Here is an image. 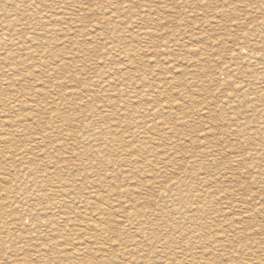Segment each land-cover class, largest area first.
<instances>
[{
    "label": "rangeland",
    "instance_id": "obj_1",
    "mask_svg": "<svg viewBox=\"0 0 264 264\" xmlns=\"http://www.w3.org/2000/svg\"><path fill=\"white\" fill-rule=\"evenodd\" d=\"M33 1L0 0V176L5 177L0 181V208L4 207L0 209V264L1 258L9 255L13 261L18 259V253H24L23 264H31L32 253L44 242L43 233L29 227L30 219L21 230L15 225L10 235L12 245L7 250L2 231L20 215L17 203L25 205L34 194L45 190L42 187L47 181L53 191H58L57 187L60 191L71 188L74 194L82 195L93 191L121 207L134 193L131 198L137 202L147 200L138 206H127L133 208H126L130 218L127 223L116 219V233L112 230L111 236L120 234L119 249L98 254L103 257L102 264H264V103L255 100L245 105L240 100L243 93L251 100L264 97V0H37L41 3L37 9L32 5V9ZM88 25H96L92 27L95 32ZM81 29L87 33L77 32ZM9 69H15V73ZM65 116L70 117L71 124L62 120ZM12 125L14 128H10ZM90 128L98 134L90 139L91 143ZM28 136L30 141L25 140ZM89 145L97 147L91 149ZM55 147L58 150H53ZM99 148L100 156L95 150ZM73 173L80 177H73ZM89 217L87 214L79 222L91 220ZM18 234L23 238L18 239ZM77 236L80 242L89 239L85 233ZM137 237L141 240L137 241ZM19 241L23 244L19 245ZM60 244L50 257L44 258L45 263L79 264L61 255L69 242ZM162 244L167 247L164 249ZM16 245L23 249L16 252ZM92 247L88 246L84 263L90 260Z\"/></svg>",
    "mask_w": 264,
    "mask_h": 264
},
{
    "label": "bare ground",
    "instance_id": "obj_2",
    "mask_svg": "<svg viewBox=\"0 0 264 264\" xmlns=\"http://www.w3.org/2000/svg\"><path fill=\"white\" fill-rule=\"evenodd\" d=\"M13 1V0H12ZM15 1V0H14ZM49 1V0H48ZM47 1V2H48ZM51 1V0H50ZM64 1V0H63ZM135 1V0H134ZM28 2V1H27ZM38 1L37 0H35V1H33V2H31L32 4H31V7H32V5H33V7L34 8H36L37 9V5H39L41 2L39 1L38 3H37ZM54 2V1H53ZM23 3V2H22ZM25 3V2H24ZM23 3V4H24ZM29 3V2H28ZM27 3V4H28ZM46 3V2H45ZM8 4V3H7ZM13 4V3H12ZM44 4V3H43ZM48 4H52V3H48ZM55 4V3H54ZM6 5V4H5ZM63 5V4H62ZM19 6H21V4L19 5ZM54 6V5H53ZM52 6V7H53ZM67 6V5H66ZM75 6V5H74ZM6 7H7V5H6ZM29 7V6H28ZM33 7H32V9H33ZM48 7V6H47ZM54 7H56V6H54ZM76 7V6H75ZM78 7V6H77ZM18 8V7H17ZM70 8V7H69ZM27 9H30V7L29 8H27ZM80 9V11H81V7L79 8ZM66 9H64L63 11H65ZM75 10V9H74ZM83 10V9H82ZM18 11V10H17ZM21 11H23V10H21ZM34 11V10H33ZM37 11H39V10H37ZM72 11V10H71ZM76 11V10H75ZM2 12H3V10H2ZM20 12V11H19ZM24 12V11H23ZM47 12V11H46ZM66 12H68L67 10H66ZM26 13H28V11H26ZM37 13V12H36ZM65 13V12H64ZM76 13V12H75ZM74 13V14H75ZM7 14H10V13H7ZM18 14V13H17ZM22 14V13H21ZM34 14V13H33ZM72 14V13H71ZM77 14V13H76ZM11 15V14H10ZM24 15H26V14H24ZM32 15V14H31ZM52 15V14H51ZM55 15V14H54ZM59 15V14H58ZM68 15V14H67ZM70 15V14H69ZM73 15V14H72ZM4 16H5V14H4ZM63 16V15H62ZM71 16V15H70ZM69 16V17H70ZM111 16V15H110ZM109 16V17H110ZM28 17V16H27ZM29 17H30V15H29ZM68 17V16H67ZM114 17V16H113ZM7 18V17H6ZM16 18V17H15ZM74 18V17H73ZM5 19V18H4ZM24 19V18H23ZM44 19H45V17H44ZM7 20V19H6ZM47 20V19H46ZM49 20V19H48ZM68 20V19H67ZM27 21H28V19H27ZM39 21H41V19H39ZM50 21H52V20H50ZM49 21V22H50ZM73 21V20H72ZM24 22V21H23ZM67 22V21H66ZM66 22H64V24L66 23ZM14 23V22H13ZM47 23V22H46ZM45 23V24H46ZM56 23V22H55ZM54 23V24H55ZM63 23V22H62ZM23 24V23H22ZM37 24V23H36ZM38 24H39V22H38ZM52 24V23H51ZM73 24V23H72ZM19 25H20V23H19ZM34 25V24H33ZM32 25V26H33ZM49 25V23L47 24V27H50V26H48ZM53 25V24H52ZM70 25V24H69ZM117 25V24H116ZM27 26H29V25H27ZM41 26V25H40ZM46 26V25H45ZM18 27V26H17ZM58 27V26H57ZM81 27V26H80ZM87 27H89V29H90V31H91V29H92V27H96V25H88ZM24 28V27H23ZM22 28V29H23ZM4 29H6L5 28V26H4ZM3 29V30H4ZM29 29H30V27H29ZM28 29V30H29ZM57 29H60L59 27L57 28ZM67 29V28H66ZM71 29V28H70ZM80 29V28H79ZM84 29H86V28H84ZM112 29H114L115 30V28H112ZM25 30V29H24ZM42 30V29H41ZM52 30H53V28H52ZM60 30H62V29H60ZM94 29H92V31H93ZM98 30V29H97ZM96 30V31H97ZM8 31V30H7ZM10 31V30H9ZM8 31V32H9ZM18 31H20V34H21V29L20 30H18ZM17 31V32H18ZM26 31V30H25ZM48 31V30H47ZM55 31L57 32V30L55 29ZM86 32L85 30H83V29H81V30H77V32H79V33H81V32ZM87 31H89V30H87ZM90 31H89V33H90ZM118 31V30H117ZM39 32V31H38ZM42 32V31H41ZM49 32V31H48ZM51 32V31H50ZM49 32V33H50ZM93 32H95V31H93ZM112 32V31H111ZM13 33H14V31H13ZM34 33H36L35 31H34ZM47 33V32H46ZM45 33V34H46ZM52 33V32H51ZM58 33V32H57ZM67 33V32H66ZM87 33V32H86ZM88 33V34H89ZM92 33V32H91ZM43 34V33H42ZM48 34V33H47ZM58 34H60V33H58ZM70 34V33H69ZM82 34V33H81ZM87 34V35H88ZM111 34V33H110ZM16 35V34H15ZM17 35H19L18 33H17ZM31 35V34H30ZM34 35V34H33ZM40 35V34H39ZM57 35V34H56ZM66 35V34H65ZM80 35V34H79ZM83 35H84V33H83ZM86 35V34H85ZM109 35V34H108ZM6 36V35H5ZM32 36V35H31ZM41 36V35H40ZM43 36V35H42ZM47 36H49V35H47ZM89 36V35H88ZM91 36V35H90ZM13 37V36H12ZM30 37V36H29ZM33 37H35V36H33ZM51 37V36H50ZM54 37V36H53ZM52 37V38H53ZM57 37H59V36H57ZM56 37V38H57ZM63 38H64V36H62ZM72 37V36H71ZM8 38V37H7ZM6 38V39H7ZM11 38V37H10ZM10 38H8V41H10V42H14L12 39H10ZM22 38V37H21ZM66 38H68V37H66ZM65 38V39H66ZM76 38V37H75ZM245 38V37H244ZM33 39H35V38H33ZM40 39V38H39ZM42 39V38H41ZM47 39H49V38H47ZM54 39V38H53ZM18 40V39H17ZM44 40V39H43ZM80 40V39H79ZM20 41V40H19ZM26 41V40H25ZM29 41V40H28ZM34 41V40H33ZM36 41V40H35ZM23 42V41H22ZM39 42V41H38ZM52 42V41H51ZM56 42V41H55ZM66 42V41H65ZM2 43V42H1ZM4 43H6V42H4ZM21 43V42H20ZM27 43V42H26ZM26 43H24V44H26ZM59 43V42H58ZM64 43V42H63ZM62 43V44H63ZM29 44V43H28ZM31 44V43H30ZM5 45V44H4ZM13 45V44H12ZM27 45V44H26ZM16 46V45H15ZM19 46V45H18ZM28 46V45H27ZM48 46H49V44H48ZM57 46H59V44L57 45ZM115 46V45H114ZM11 47V46H10ZM50 47H52V45H50ZM62 47V46H61ZM8 48V47H7ZM43 48V47H42ZM41 48V49H42ZM45 48V47H44ZM59 48V47H58ZM104 48V47H103ZM30 49H32V47L30 46ZM35 49V48H34ZM20 49H18V51H19ZM33 50V49H32ZM37 50V49H36ZM40 50V49H39ZM104 50V49H103ZM109 50H111V47L109 48ZM0 51H1V49H0ZM25 51H27V50H25ZM50 51H51V48H50ZM106 51V50H105ZM2 52H4V51H2ZM30 52V51H29ZM35 52V51H34ZM109 52V51H108ZM32 53V52H31ZM50 53V52H49ZM119 53V52H118ZM29 54V53H28ZM28 54H26V55H28ZM33 54V53H32ZM38 54V53H37ZM105 54V53H104ZM120 54V53H119ZM47 55V54H46ZM55 55V54H54ZM62 55L63 54H61V57H62ZM64 55H66V54H64ZM106 55H107V53H106ZM21 56V55H20ZM19 56V57H20ZM25 56V55H24ZM42 56H44V55H42ZM67 56V55H66ZM66 56H64V57H66ZM26 57V56H25ZM34 57H36L35 55H34ZM60 57V58H61ZM29 58V57H28ZM37 58V57H36ZM42 58V57H41ZM55 58L56 59H58L56 56H55ZM6 59V58H5ZM16 59V58H15ZM31 59V58H30ZM40 59V58H39ZM44 59H46V58H44ZM64 59H66V58H64ZM77 59V58H76ZM117 59V58H116ZM32 60H35V58L34 59H32ZM41 60V59H40ZM43 60V59H42ZM63 60V59H62ZM67 60V59H66ZM78 60V59H77ZM80 60V59H79ZM112 60V59H111ZM124 60V59H123ZM25 61H26V59H25ZM27 61H29V59L27 60ZM26 61V62H27ZM48 60H46V62H47ZM60 61V60H59ZM64 61V60H63ZM13 62V61H12ZM45 62V63H46ZM61 62V61H60ZM59 62V63H60ZM6 63V62H5ZM15 63V62H14ZM44 63V62H43ZM65 63V62H64ZM122 63V62H121ZM4 64V63H3ZM30 63H28V65H29ZM33 64V63H32ZM6 65V64H5ZM8 65V64H7ZM26 65V64H25ZM28 65H27V67H28ZM40 65V64H39ZM47 65V64H46ZM62 65H63V63H62ZM12 66V65H11ZM31 66V65H30ZM41 66V65H40ZM2 67V66H1ZM5 66L3 65V68H4ZM26 67V68H27ZM51 67V66H50ZM23 68L24 67H22V72H23ZM45 68V67H44ZM126 68V67H125ZM6 69V68H5ZM31 69V68H30ZM10 71H14L15 69H9ZM33 70H36L37 71V68L35 69H33ZM32 70V71H33ZM44 70V69H43ZM19 72H20V70H19ZM117 72V71H116ZM14 73H15V71H14ZM25 73V72H24ZM27 73V72H26ZM36 73V72H35ZM35 73L33 74V75H35ZM42 73V72H41ZM41 73H39V74H41ZM2 74V73H1ZM11 74V73H10ZM22 74V73H21ZM20 74V75H21ZM31 74V73H30ZM17 75H15V77H16ZM27 77V76H26ZM30 77V76H29ZM32 77H34V76H32ZM41 77V75H39V77H38V80H39V78ZM51 78H52V76H50ZM13 78V77H12ZM99 78V77H98ZM16 79V78H15ZM25 80H26V78H24ZM28 79V78H27ZM65 79V78H64ZM97 79V78H96ZM118 79V78H117ZM8 80V79H7ZM37 80V81H38ZM42 80V79H41ZM51 80H53V79H51ZM50 79H49V81H51ZM113 80V79H112ZM12 81V80H11ZM28 81V80H27ZM40 81V80H39ZM43 81V80H42ZM41 81V82H42ZM20 81H18V83H19ZM35 82V81H34ZM44 82V81H43ZM45 82H47V81H45ZM35 83H37V82H35ZM93 83V82H92ZM96 83H98V82H96ZM102 83H106V82H102ZM4 84V83H3ZM17 84V83H16ZM15 84V85H16ZM26 84H27V82H26ZM46 83H44V85H45ZM57 84H59V83H57ZM94 84V83H93ZM111 84V83H110ZM112 84H116V83H112ZM8 85V84H7ZM51 85H52V83H51ZM54 85V84H53ZM52 85V86H53ZM61 85H62V83H61ZM4 86V85H3ZM2 86V87H3ZM19 86V85H18ZM18 86H17V88H18ZM32 86H34V89H35V85H32ZM59 86V85H58ZM104 86V85H103ZM102 86V87H103ZM123 86V85H122ZM121 86V87H122ZM26 87V86H25ZM46 87V86H45ZM45 87H44V89H45ZM48 87V86H47ZM91 87V86H90ZM108 87V86H107ZM8 88V87H7ZM15 88V87H14ZM16 88V89H17ZM38 88V87H37ZM40 88V87H39ZM86 88V87H85ZM104 88V87H103ZM33 89V88H32ZM44 89L42 90V89H39V90H42V91H44ZM89 89V88H88ZM14 90V89H13ZM24 90V89H23ZM31 90V89H30ZM39 90L37 91V92H39ZM66 90V89H65ZM98 90V89H97ZM126 90V89H125ZM17 91V90H16ZM101 91V90H100ZM1 92V91H0ZM37 92H36V95H38L37 94ZM49 92V91H48ZM79 92V91H78ZM87 92H89V91H87ZM93 92V91H92ZM8 93H10V92H8ZM14 93V92H13ZM20 93V92H19ZM97 93H98V91H97ZM117 93V92H116ZM50 94V93H49ZM76 94V93H75ZM16 95H17V93H16ZM34 95V94H33ZM65 95V94H64ZM73 95V94H72ZM72 95H70L69 96V99H70V97L72 96ZM35 96V95H34ZM33 96V97H34ZM39 96H43V95H40L39 94ZM50 96V95H49ZM66 96V95H65ZM77 96V95H76ZM107 96V95H106ZM19 98H20V96H18ZM27 97V96H26ZM31 97V96H30ZM30 97L28 98V99H30ZM52 97V96H51ZM235 97H236V95H235ZM260 97H261V94H260ZM13 98H15V97H13ZM23 98V97H22ZM35 98V97H34ZM36 98H37V96H36ZM42 98V97H41ZM66 98H68V97H66ZM107 98V97H106ZM18 99V98H17ZM16 99V100H17ZM26 99V98H25ZM31 99H33V98H31ZM62 99V98H61ZM252 99V98H251ZM251 99H249L248 98V95L247 94H245V93H243V95H242V97L240 98V100L242 101V102H244L245 103V105L247 104V103H249V102H254L255 100L258 102V101H262L263 103H264V97H262V98H253V100H251ZM49 100V99H48ZM92 100V99H91ZM143 100V99H142ZM248 100H251V101H248ZM28 101V100H27ZM42 101H43V99H42ZM63 101H64V97H63ZM15 102V101H14ZM31 102V101H30ZM35 102V101H34ZM36 102H37V100H36ZM49 102V101H48ZM55 102H56V100H55ZM65 102V101H64ZM70 102V101H69ZM68 102V103H69ZM73 102V101H72ZM21 103V102H20ZM24 103H26V102H24ZM32 103V102H31ZM39 103H41V100H40V102ZM43 103V102H42ZM50 103V102H49ZM48 103V104H49ZM58 103H59V101H57V105H58ZM71 103V102H70ZM18 104H19V102H18ZM36 104V103H35ZM51 104H52V102H51ZM53 104H54V102H53ZM62 104V103H61ZM74 104H75V102H74ZM73 104V105H74ZM78 104V103H77ZM85 104V103H84ZM112 104V103H111ZM2 105V104H1ZM25 105V104H24ZM23 105V106H24ZM27 105V104H26ZM30 105V104H29ZM33 105V104H32ZM38 105V104H37ZM37 105H36V107H37ZM41 105V104H40ZM50 105V104H49ZM56 105V106H57ZM76 105V104H75ZM74 105V106H75ZM241 105V104H240ZM39 106V105H38ZM64 106V105H63ZM65 106H66V104H65ZM68 106H69V104H68ZM25 107V106H24ZM31 107V106H30ZM41 107V106H40ZM52 107H54V106H52ZM51 107V108H52ZM71 107V106H70ZM101 107V106H100ZM247 107H250V106H247ZM28 108V107H27ZM27 108H25V109H27ZM32 108V107H31ZM39 108V107H38ZM37 108V109H38ZM44 108V107H43ZM50 108V109H51ZM75 108V107H74ZM109 108V107H108ZM16 109V108H15ZM37 109H35V110H37ZM39 109H41V108H39ZM56 109V108H55ZM57 109H59V108H57ZM68 109H70V108H68ZM123 109V108H122ZM243 109V108H242ZM9 110H12V109H10L9 108ZM53 110V109H52ZM113 110V109H112ZM4 111V110H3ZM20 112H21V110H19ZM47 111V110H46ZM56 111V110H55ZM55 111H53V112H55ZM58 111H60V110H58ZM99 111V110H98ZM155 111V110H154ZM8 112V111H7ZM7 112H3V113H7ZM14 112V111H13ZM24 112H26V111H24ZM29 112V111H28ZM33 112H34V110H33ZM36 112V111H35ZM50 112H51V110H50ZM96 112V111H95ZM11 113V112H10ZM9 113V114H10ZM31 113V112H30ZM128 113V112H127ZM1 114V113H0ZM8 114V115H9ZM21 114H23V112L21 113ZM43 114H45L46 115V113L45 112H43ZM55 114V113H54ZM53 114V115H54ZM92 114V113H91ZM116 114V113H115ZM13 115V114H12ZM28 115V114H27ZM32 115V114H31ZM36 115V114H35ZM38 115V114H37ZM128 115V114H127ZM1 116H3V115H1ZM0 116V117H1ZM7 116V115H6ZM13 116H15V115H13ZM26 116V115H25ZM46 116H52V115H46ZM63 116V115H62ZM98 116V115H97ZM5 117V116H4ZM4 117H3V119L2 120H4ZM8 117V116H7ZM7 117H6V119H7ZM10 117V116H9ZM9 117H8V119H9ZM29 118H30V115L28 116ZM33 117L35 118L36 116H34V114H33ZM33 117H32V119H33ZM101 117V116H100ZM22 118V117H21ZM40 118V117H39ZM79 118V117H78ZM92 118H93V116H92ZM103 118V117H102ZM10 119H13V118H10ZM26 119V118H25ZM31 119V120H32ZM36 119H37V117H36ZM59 119H60V117H59ZM64 119V121H66V122H68L69 120H70V117L69 116H65V117H63L62 118V120ZM77 119V118H76ZM1 120V121H2ZM18 120H20V119H18ZM27 120H29V119H27ZM96 120V119H95ZM103 120V119H102ZM15 121V120H14ZM21 121V120H20ZM39 121H41V120H39ZM43 121V120H42ZM46 121H47V119H46ZM55 121V120H54ZM58 121V120H57ZM56 121V122H57ZM64 121H62V122H64ZM3 122V121H2ZM8 122V121H7ZM19 122V121H18ZM29 125L30 124H32L30 121V123L28 122V121H26ZM78 122V121H77ZM96 122V121H95ZM263 122V121H262ZM23 123H25L24 122V120H23ZM35 123V122H34ZM40 123V122H39ZM38 123V124H39ZM51 123V122H50ZM58 123V122H57ZM61 123V122H60ZM68 123H70V122H68ZM91 123V122H90ZM17 124V123H16ZM18 124H21V123H18ZM17 124V125H18ZM26 124V123H25ZM24 124V125H25ZM63 124V123H62ZM71 124V123H70ZM75 124V123H74ZM100 124V123H99ZM140 124V123H139ZM10 125V124H9ZM27 125V124H26ZM25 125V126H26ZM36 125V124H35ZM65 125H66V123H65ZM2 126V125H1ZM4 126V125H3ZM2 126V127H3ZM6 126V125H5ZM23 126V125H22ZM31 126V125H30ZM37 126V125H36ZM35 126V127H36ZM40 126V125H39ZM82 126V125H81ZM90 126V125H89ZM114 126V125H113ZM112 126V127H113ZM13 127V125L10 127V128H12ZM38 127V126H37ZM111 127V126H110ZM7 128H8V126H7ZM14 128V127H13ZM34 128V127H33ZM41 128H42V126H41ZM58 128H60V127H58ZM250 128V127H249ZM24 129V128H23ZM37 129V128H36ZM35 129V130H36ZM55 129V128H54ZM89 129V128H88ZM91 129V128H90ZM105 129V128H104ZM109 129V128H108ZM107 129V130H108ZM117 129V128H116ZM247 129V128H246ZM7 130V129H6ZM34 130V129H33ZM17 131V130H16ZM22 131V130H21ZM24 131V130H23ZM31 131V130H30ZM29 131V132H30ZM41 131V130H40ZM43 131V130H42ZM3 132H5V131H2V134H3ZM35 132V131H34ZM33 132V133H34ZM60 132V131H59ZM86 132V131H85ZM238 132H240V131H238ZM7 133V132H6ZM10 133V132H9ZM54 133V132H53ZM64 133V132H63ZM14 134H16V133H14ZM57 134H58V132H57ZM109 134V133H108ZM107 134V135H108ZM1 135V134H0ZM11 135H12V133H11ZM25 135V134H24ZM29 135H32V133L31 134H29ZM68 135V134H67ZM70 135V134H69ZM95 135H98V134H96L95 132H94V128H92L91 130H90V134L88 135V142L89 143H91L90 142V139L91 138H93V137H95ZM140 135V134H139ZM5 136V135H4ZM16 136H18V135H16ZM20 136V135H19ZM18 136V137H19ZM37 136V135H36ZM104 136V135H103ZM103 136H100L101 138H103ZM105 136H106V134H105ZM3 137V136H2ZM1 137V138H2ZM22 137H24V136H22ZM25 137H26V135H25ZM29 137L30 136H28V138L27 139H25V138H23V139H25L26 141L27 140H29ZM41 137V136H40ZM45 137V136H44ZM69 137V136H68ZM10 138V137H9ZM14 139H16L15 138V136L13 137ZM13 138H11V139H13ZM20 138V137H19ZM76 138V137H75ZM80 138V137H79ZM6 139H7V137H6ZM50 139H51V136H50ZM65 139L68 141V138L67 137H65ZM99 139V138H98ZM16 140H19V139H16ZM43 140V139H42ZM45 140V139H44ZM79 140V139H78ZM5 141V140H4ZM23 141V140H22ZM30 141V140H29ZM29 141H28V143H29ZM48 141V140H47ZM58 141V140H57ZM66 141V142H67ZM76 141V140H75ZM105 141V140H104ZM10 142V141H9ZM19 142V141H18ZM34 142H36V140L34 141ZM53 142H55V141H53ZM69 142V141H68ZM67 142V143H68ZM78 142V141H77ZM106 142V141H105ZM14 143V142H13ZM17 143V142H16ZM31 143V142H30ZM42 143V142H41ZM52 143V142H51ZM56 143V142H55ZM64 143V142H63ZM79 143H82L81 141L79 142ZM128 143V142H127ZM2 144V143H1ZM0 144V145H1ZM7 144V143H6ZM10 144H12V142L11 143H9V145ZM27 143L25 142V145H26ZM83 144V143H82ZM100 144V143H99ZM4 145H5V143H4ZM14 145V144H13ZM29 145V144H28ZM32 145H34L33 143H32ZM36 145V144H35ZM48 145V144H47ZM49 145H51L50 143H49ZM71 145V144H70ZM103 145V144H102ZM107 145H110V143L109 144H107ZM121 145V144H120ZM3 146V145H2ZM7 146V145H6ZM6 146H4V147H6ZM27 146V145H26ZM90 147H91V149L94 147H97V146H91V145H89ZM101 146V145H100ZM104 146V145H103ZM20 147V146H19ZM32 147V146H31ZM36 147V146H35ZM35 147L33 148V149H35ZM62 147V146H61ZM66 147H67V145H66ZM72 147V146H71ZM76 147V146H75ZM108 147V146H107ZM121 147V146H120ZM6 148H8V147H6ZM5 148V149H6ZM10 148V147H9ZM12 148H13V146H12ZM15 148V147H14ZM24 148V147H23ZM42 148V147H41ZM40 148V149H41ZM83 148H85V147H83ZM110 148V147H109ZM123 148V147H122ZM179 148V147H178ZM4 149V148H3ZM5 149H4V151H5ZM18 149V148H17ZM16 149V150H17ZM25 149V148H24ZM31 149V148H30ZM45 149V148H44ZM52 149V148H51ZM58 150V148H54L53 150ZM68 150H70L69 149V147L67 148ZM90 149V150H91ZM135 149V148H134ZM137 149V148H136ZM11 150V149H10ZM46 150V149H45ZM49 150V149H48ZM60 150V149H59ZM86 150V149H85ZM90 150H88V152H90ZM96 151H97V154H98V152H99V150H100V148L99 149H95ZM112 150V149H111ZM1 151H2V149H1ZM7 151H8V149H7ZM12 151H13V149H12ZM24 151V150H23ZM28 151V150H27ZM31 151V150H30ZM37 151V150H36ZM35 151V152H36ZM64 151V150H63ZM137 151V150H136ZM17 152V151H16ZM34 152V151H33ZM38 152V151H37ZM101 152H103V151H101ZM128 152H130V151H128ZM9 153V152H8ZM14 153V152H13ZM27 153V152H26ZM55 153V152H54ZM58 153H59V151H58ZM57 153V154H58ZM63 153V152H62ZM73 153H74V151H73ZM91 153V152H90ZM93 153V152H92ZM107 153V152H106ZM115 153V152H114ZM133 153H135V151H133ZM1 154V153H0ZM22 154V153H21ZM20 154V155H21ZM53 154V153H52ZM56 154V155H57ZM61 154V153H60ZM66 154V153H65ZM75 154V153H74ZM73 154V155H74ZM79 154H80V152H79ZM87 154V153H86ZM94 154H95V152H94ZM100 154V153H99ZM98 154V155H99ZM116 154V153H115ZM129 154V153H128ZM127 154V155H128ZM4 155H5V153H4ZM11 155V154H10ZM26 155H29V154H26ZM42 155V154H41ZM44 155V154H43ZM62 155V154H61ZM61 155H59V156H61ZM91 155V154H90ZM7 156V155H6ZM31 156V155H30ZM29 156V157H30ZM55 156V155H54ZM67 156H68V154H67ZM71 156V155H70ZM95 156V155H94ZM100 156V155H99ZM2 157V156H1ZM8 157V156H7ZM15 157H17V156H15ZM28 157V156H27ZM26 157V158H27ZM32 157V156H31ZM42 157V156H41ZM62 157L63 156H61V158H60V160H62ZM78 157V156H77ZM76 157V158H77ZM90 157V156H89ZM96 157V156H95ZM123 157V156H122ZM126 157V156H125ZM129 157V156H128ZM20 158H22V157H20ZM25 158V157H24ZM40 158V157H39ZM59 158V157H58ZM65 158H66V156H65ZM83 159H85V156L84 157H82ZM8 159H11V157H8ZM43 159V158H42ZM45 159V158H44ZM66 159H68V161H72L71 159L69 160V158H66ZM74 159H75V156H74ZM78 159V158H77ZM80 159V158H79ZM90 159H92V158H90ZM95 159H97V157L95 158ZM6 160V159H5ZM4 160V161H5ZM12 160V159H11ZM17 160V159H16ZM59 160V161H60ZM76 160V159H75ZM81 160V159H80ZM125 160V159H124ZM127 160H129V159H127ZM2 161V160H1ZM7 161V160H6ZM19 161V160H18ZM23 161V160H22ZM51 161H52V159H51ZM58 161V162H59ZM63 161H64V159H63ZM82 161V160H81ZM123 161V160H122ZM135 161V160H134ZM133 161V162H134ZM30 162V161H29ZM41 162V161H40ZM54 162V161H53ZM67 162V161H66ZM80 162V161H79ZM96 162V161H95ZM98 162V161H97ZM138 161H136V163H137ZM163 162V161H162ZM194 162V161H193ZM10 163H14V162H10ZM35 163V162H34ZM48 163V162H47ZM63 163H65V161L63 162ZM90 163V162H89ZM120 163V162H119ZM123 163V162H122ZM135 163V164H136ZM192 163V162H191ZM17 164V163H16ZM37 164V163H36ZM44 164V163H43ZM46 164V163H45ZM78 164H81V162L80 163H78ZM129 164V163H128ZM194 164V163H193ZM10 165V164H9ZM13 165H15V164H13ZM12 165V166H13ZM23 165V164H22ZM27 165H28V163H27ZM59 165H61V164H59ZM66 165H67V163H66ZM90 165V164H89ZM119 165H121V163L119 164ZM123 165V164H122ZM122 165H121V167H122ZM125 165V164H124ZM153 165V164H152ZM11 166V167H12ZM18 166H19V164H18ZM72 166V165H71ZM74 166H75V164H74ZM78 166H80V168H81V165H78ZM128 166V165H127ZM133 166H134V163H133ZM190 166V165H189ZM192 166H194V165H192ZM3 167V166H2ZM10 167V166H9ZM13 167H15V166H13ZM38 167V166H37ZM76 167V166H75ZM75 167H73V168H75ZM129 167H131V166H129ZM51 168V167H50ZM61 168V167H60ZM67 168H69V167H67ZM1 169V168H0ZM15 169H16V167H15ZM39 169V168H38ZM57 169V168H56ZM63 169V168H62ZM4 170V169H3ZM33 170V169H32ZM41 170V169H40ZM45 170H47V167H46V169ZM52 170V169H51ZM79 170V169H78ZM78 170H77V172H78ZM131 170V169H130ZM0 171H2V170H0ZM10 171H12V170H10ZM29 171H30V169H29ZM38 171V170H37ZM57 171V170H56ZM62 171V170H61ZM75 171H76V168H75ZM80 171V170H79ZM4 172V171H3ZM54 172V171H53ZM71 172V171H70ZM73 172V171H72ZM136 172V171H135ZM139 172V171H138ZM1 173V172H0ZM11 173V172H10ZM15 173H16V171H15ZM21 173V171H19V174ZM23 173V175H26L27 173L26 172H22ZM57 173V172H56ZM264 173V172H263ZM51 174V173H50ZM58 174V173H57ZM60 174V173H59ZM77 174V173H76ZM79 174V173H78ZM77 174V175H78ZM137 174V173H136ZM44 175V174H43ZM75 175V173H73V177H75L74 176ZM77 175H76V177L75 178H77ZM80 175V174H79ZM78 175V176H79ZM86 175V174H85ZM135 175V174H134ZM29 176V175H28ZM45 176V175H44ZM68 176H71V175H68ZM83 176H84V174H83ZM22 177V176H21ZM47 177H49V176H47ZM72 177V178H73ZM80 177V176H79ZM85 177V176H84ZM87 177V176H86ZM19 178V177H18ZM23 178H24V176H23ZM51 178V177H50ZM58 178H60L59 176H58ZM66 178H68V177H66ZM25 179V178H24ZM28 179V178H27ZM47 179V178H46ZM61 179V178H60ZM86 179V178H85ZM88 179H89V177H88ZM3 181V180H5V177L1 174V176H0V181ZM18 180H20V178L18 179ZM69 180V179H68ZM70 180H71V177H70ZM77 180V179H76ZM80 180V179H79ZM87 180V179H86ZM8 181V180H7ZM53 181V180H52ZM55 181V180H54ZM82 180H80V182H81ZM178 182V181H177ZM12 183V182H11ZM17 183V182H16ZM77 183V182H76ZM2 184V183H1ZM0 184V185H1ZM4 184V183H3ZM184 184V183H183ZM206 184V183H205ZM62 185V184H61ZM5 186V185H4ZM28 186V185H27ZM175 186V185H174ZM13 187V186H12ZM40 187H42V186H40ZM45 187V190H42V192L41 193H36V194H34L33 196H32V198H30V200L28 201H25L24 202V204L25 205H23V206H18V203H17V205H16V208H19L21 211H20V215H18V217L16 218H14V220H16L17 221V223L18 224H15L16 223V221H14L15 223L13 224V221L10 223V224H6L5 225V227H4V232L2 231V234L3 235H5V238H6V240H4V244H3V246H4V248H5V250H7L9 247H10V244L12 245V241H13V239L12 240H10V235H11V231L16 227L15 225H18L19 227H17L18 228V230H21V228H23V227H25L24 226V223H26L29 219H30V221L29 222H31L30 223V225H29V227H33L34 229H38L39 230V232L40 233H43L41 236H43V240H44V242L42 243V245H40V246H37V247H39V249L38 250H36V251H34V253H32V263L31 264H35L34 262H37L38 264H46L45 263V261H44V258H48V257H50V255H52V251L53 250H55L56 248H60V246L62 245V244H60V243H63V246H64V243L67 241V242H69V244H67V248L66 249H63L62 250V252H61V255L63 256V257H67L68 259H72L73 261H76V262H79V264H83L84 262L82 261L83 260V258L86 256V254H87V252H88V246L89 245H91V246H93L92 247V249H91V251H93L91 254H90V260L89 261H87V262H85L84 264H102L103 263V260H102V258L103 257H99L98 256V254H100V253H103L104 251H111V250H114V247H117L118 248V242H119V236H120V234H118V235H115V236H111V232H112V230H113V233L115 234L116 233V230H115V225H114V223H115V221H116V219L117 218H120L121 220H122V222H123V224L124 223H127L128 221H129V219H127V216H126V213H127V210H126V208L127 209H133L132 207L131 208H129V207H127V206H129V205H137V204H141V203H145V201H147L145 198H141V202H137V200L136 199H134V198H131V197H133L134 196V194L132 195L131 194V197H130V201H124V203L123 204H127V205H125V206H120V205H117L115 202V200H113L111 203H109V201L108 200H106V199H109V197L107 198L106 196V198L104 197V196H102V195H99V193L98 194H96V193H94L93 191L92 192H89L87 195L86 194H84V195H82V194H74L73 192L75 191H73V192H71V188L70 189H63L62 191H60L61 189H59L60 187H57L58 189V191H53V189L51 188V184H50V181H47V182H45L44 183V185H43V187L42 188H44ZM67 187H68V185H67ZM71 187V186H70ZM74 187V186H73ZM89 187V186H88ZM170 187H171V185H170ZM169 187V188H170ZM14 188V187H13ZM41 188V189H42ZM91 188V187H90ZM174 188V187H173ZM183 188H185V187H183ZM188 188V187H187ZM74 189H77V188H75L74 187ZM86 189V188H85ZM1 190V189H0ZM89 190H86V192H88ZM91 191V190H90ZM27 193H28V191H27ZM9 196H11V195H9ZM18 196V195H17ZM21 196V195H20ZM118 196V195H117ZM15 197V196H14ZM13 197V198H14ZM125 197V196H124ZM2 198V197H1ZM10 198V197H9ZM117 198H119V197H117ZM121 198V197H120ZM5 199V198H4ZM19 199V198H18ZM28 199V198H27ZM3 200V199H2ZM25 199L23 198L22 200H20V201H24ZM166 201V200H165ZM11 202V201H10ZM9 202V203H10ZM16 202H17V199H16ZM19 202V201H18ZM15 203V202H14ZM157 203H159V201L157 202ZM165 203V202H164ZM163 203V204H164ZM11 204V203H10ZM13 204V203H12ZM11 204V205H12ZM161 204V203H160ZM162 204V205H163ZM5 205V204H4ZM155 205H156V203H155ZM138 206V205H137ZM136 206V207H137ZM156 207V206H155ZM158 207V206H157ZM164 207V206H163ZM1 208H4L3 206H1ZM0 208V209H1ZM135 208V207H134ZM159 208H162V207H159ZM6 209V208H5ZM9 209V208H8ZM136 209H138V207L136 208ZM149 210V209H148ZM147 210V211H148ZM152 210V209H151ZM150 210V211H151ZM165 210V209H164ZM167 210V209H166ZM129 211V210H128ZM141 211V210H140ZM154 211V210H153ZM191 211V210H190ZM186 212H188V211H186ZM193 212V211H192ZM7 213H11L10 211H8ZM140 213V212H139ZM144 213V212H143ZM151 213V212H150ZM154 213H157V212H154ZM165 214H166V212H164ZM172 213V212H171ZM189 213V212H188ZM258 213V212H257ZM13 214V213H12ZM89 215L90 217H89V219H91V220H88V221H84L85 223H82L81 221H83V219H84V216H86V215ZM136 214V213H135ZM142 214V213H141ZM140 214V215H141ZM147 214H149V213H147ZM161 214V213H160ZM182 214V213H181ZM181 214H180V217H181ZM186 214V213H185ZM15 215V214H14ZM139 215V214H138ZM146 215V214H145ZM150 216H151V214H149ZM155 215V214H154ZM137 216V215H136ZM162 216V215H161ZM174 216V215H173ZM184 216V215H183ZM186 216V215H185ZM144 217V216H143ZM154 217V216H153ZM165 217H167V216H165ZM189 217V216H188ZM152 218V217H151ZM158 218V217H157ZM160 218V217H159ZM170 218V217H169ZM79 219L81 220L80 222H79ZM137 219V218H136ZM144 219V218H143ZM186 219H187V217H186ZM192 219V218H191ZM85 220V219H84ZM87 220V219H86ZM156 220V219H155ZM170 220V219H169ZM189 220V219H188ZM194 220V219H193ZM131 221V220H130ZM152 221V220H151ZM150 221V222H151ZM164 221V220H163ZM162 221V222H163ZM165 221H166V218H165ZM176 221H177V219H176ZM182 221V220H181ZM78 222L79 223H82L81 225L80 224H78ZM156 222V221H155ZM161 222V223H162ZM168 222V221H167ZM173 222V221H172ZM6 223H9V222H6ZM130 223V222H129ZM137 223H138V221H137ZM170 223V222H169ZM160 224V223H159ZM162 224H164V223H162ZM165 224H166V222H165ZM171 224H173V223H171ZM178 224H180V223H178ZM3 225V224H2ZM125 225H127V224H125ZM125 225H123V226H125ZM130 225V224H129ZM147 225V224H146ZM146 225L144 226V227H146ZM173 225H175V224H173ZM173 225H169L170 227L171 226H173ZM182 225V224H181ZM135 226V225H134ZM133 225H132V227H134ZM161 226H164V225H161ZM168 226V227H169ZM180 226V225H179ZM131 227V226H130ZM150 227V226H149ZM159 227V226H158ZM175 227V226H174ZM177 227V226H176ZM184 227V226H183ZM28 228V227H27ZM135 228V227H134ZM152 228H153V226H152ZM161 228V227H160ZM160 228H159V230H160ZM165 228V227H164ZM164 228H163V230H164ZM178 228V227H177ZM171 229H174V228H172L171 227ZM182 229V228H181ZM24 230V229H23ZM126 230V229H125ZM144 230H145V228H144ZM155 230V229H154ZM169 230V229H168ZM179 230V229H178ZM177 230V231H178ZM17 231V230H16ZM131 231H133V229L131 230ZM153 231V230H152ZM152 231H150V232H152ZM156 231H157V229H156ZM181 231H183V230H181ZM15 232V231H14ZM23 232L24 231H22V234H23ZM125 232V231H124ZM128 232V231H127ZM147 232H149V231H147ZM161 232H162V230H161ZM172 232V231H171ZM176 232V231H175ZM19 233H21V232H19ZM48 233H51L52 234V236L49 238V236H48ZM87 234V235H89V239H87V240H85V242H80L81 240L80 239H77V235H82V234ZM160 233V232H159ZM186 233V232H185ZM110 234V235H109ZM129 234H130V232H129ZM128 234V235H129ZM132 234V233H131ZM164 234V233H163ZM188 234V233H187ZM191 234V233H190ZM36 235V234H35ZM124 235V234H123ZM134 235V234H133ZM151 235V234H150ZM156 235V234H155ZM180 235V234H179ZM30 236H32V235H30ZM141 236V235H140ZM165 236V235H164ZM163 236V237H164ZM122 237V236H121ZM124 237H126V236H124ZM146 237V236H145ZM176 237V236H175ZM174 237V238H175ZM184 237H186V236H184ZM17 238L18 239H20V238H23L22 237V235L21 234H18L17 235ZM38 238V237H37ZM119 238V239H118ZM138 238V239H137ZM137 238H135L137 241L139 240V237H137ZM143 238V237H142ZM173 238V239H174ZM177 238V237H176ZM175 238V239H176ZM29 239V238H28ZM27 239V240H28ZM32 239V238H31ZM42 239H40V241H42ZM132 239V238H131ZM134 239V238H133ZM145 239V238H144ZM152 239H153V237H152ZM188 239V238H187ZM30 240V239H29ZM80 240V241H79ZM97 240V241H96ZM126 240V239H125ZM128 240H130V238L128 239ZM141 240V239H140ZM139 240V241H140ZM156 240V239H155ZM22 241V240H21ZM24 241V240H23ZM26 241V240H25ZM31 241V240H30ZM29 241V242H30ZM39 241V240H38ZM120 241H123V239L122 240H120ZM174 241H176V240H174ZM178 241H181V240H178ZM185 241V240H184ZM220 240H218V242H219ZM34 242H35V240H34ZM37 242V241H36ZM94 242V243H93ZM100 242V243H99ZM181 242H183V241H181ZM17 243H18V240H17ZM16 243V244H17ZM90 243V244H89ZM132 243H134V242H132ZM159 243V242H158ZM157 243V244H158ZM162 243H164V242H162ZM174 243V242H173ZM178 243V242H177ZM187 243V242H186ZM21 244H23V243H21ZM20 244V241H19V245H21ZM24 244H26V243H24ZM30 244H31V242H30ZM139 244V243H138ZM156 244V245H157ZM168 244V243H167ZM171 244V243H170ZM179 244V243H178ZM218 244V243H217ZM101 245V246H100ZM134 245V244H133ZM135 245L137 246V244L135 243ZM172 245V244H171ZM176 245L177 244H175V247H176ZM182 245V244H181ZM184 245V244H183ZM186 245V244H185ZM188 245H189V243H188ZM1 246V245H0ZM35 246V245H34ZM33 246V247H34ZM69 246V247H68ZM132 246V245H131ZM162 246L164 247V249H165V246H166V244H162ZM161 246V247H162ZM31 247V246H30ZM128 247V246H127ZM133 247V246H132ZM147 247H149L148 245H147ZM152 247V246H151ZM167 247V246H166ZM187 245H186V250L188 251V249H187ZM35 249H36V247H34ZM64 248V247H63ZM121 248V247H120ZM136 248H138V247H136ZM143 248V247H142ZM150 248V247H149ZM155 248V247H154ZM181 248H183V247H181ZM20 249H23L22 248V246H19V247H17V245H16V252H20ZM119 249V248H118ZM122 249H124V248H122ZM170 248H168V250H169ZM177 249H178V247H177ZM180 249V248H179ZM178 249V250H179ZM184 249V248H183ZM25 250V249H24ZM134 250H136V249H134ZM133 250V251H134ZM150 250V249H149ZM152 250V249H151ZM150 250V251H151ZM159 249H157V251H158ZM185 250V251H186ZM147 251V250H146ZM172 251L174 252L175 250H173L172 249ZM183 251V250H182ZM181 251V252H182ZM184 251V252H185ZM5 252V251H4ZM22 252V251H21ZM30 252V251H29ZM58 252V251H57ZM59 252V253H60ZM113 252V251H112ZM135 252V251H134ZM152 252V251H151ZM172 252V253H173ZM10 253V252H9ZM8 253V254H9ZM105 253V252H104ZM114 253H116V251L114 252ZM149 253V252H148ZM159 253V252H158ZM160 253H162V252H160ZM168 253V252H167ZM178 253H179V251H178ZM1 254V253H0ZM3 254V253H2ZM21 255H23V256H21V255H19V253L17 254L18 256H19V258H18V256H17V258L18 259H16V260H12L11 258H12V256H10L9 255V257H5V258H1L2 260H3V263L2 264H23V263H25V257H24V253L22 254V253H20ZM31 254V253H30ZM29 254V255H30ZM118 254H120V253H118ZM132 254H134V253H132ZM152 254V253H151ZM154 254H156V253H154ZM163 254V253H162ZM176 254V253H175ZM183 254V253H182ZM5 255H7V254H5ZM121 255V254H120ZM187 255V254H186ZM8 256V255H7ZM16 256V255H15ZM119 256V255H118ZM128 256H129V254H128ZM155 256V255H154ZM166 256H168V255H166ZM188 256V255H187ZM4 257V256H3ZM11 257V258H10ZM78 257H80L81 259H79ZM123 257H124V255H123ZM143 257V256H142ZM151 257V256H150ZM152 257H153V255H152ZM170 257H172V256H170ZM190 257V256H189ZM15 258V257H14ZM114 258V257H113ZM116 258H117V256H116ZM134 258V257H133ZM135 258H137V257H135ZM188 258V257H187ZM110 258H108L107 260H109ZM129 259V258H128ZM139 259H141V256H140V258ZM139 259H137V260H139ZM162 259H163V256H162ZM174 259V258H173ZM176 259V258H175ZM174 259V260H175ZM177 259H179V258H177ZM193 259V258H192ZM52 260H54V259H52ZM55 260H56V258H55ZM107 260H105V261H107ZM126 260V259H125ZM131 260H133V259H131ZM142 260V259H141ZM140 260V261H141ZM158 260V259H157ZM168 260V259H167ZM170 260H171V258H170ZM254 260V259H253ZM124 261V260H123ZM128 261V260H127ZM126 261V262H127ZM150 261V260H149ZM166 261V260H165ZM164 261V262H165ZM173 261V260H172ZM183 261V260H182ZM184 261H185V259H184ZM252 261V260H251ZM251 261H248V262H251ZM2 262V261H1ZM28 262V261H27ZM31 262V261H30ZM58 262V261H57ZM118 262V261H117ZM132 262V261H131ZM163 262V261H162ZM167 262V261H166ZM174 263H175V261H173ZM254 262V261H253ZM256 262V261H255ZM262 262V261H261ZM29 263V262H28ZM36 263V264H37ZM141 263V262H140ZM143 263V262H142ZM157 263V262H156ZM183 263V262H182ZM186 263V262H185ZM197 263V262H196ZM27 264V263H26ZM119 264H121V263H119ZM122 264H126V263H122ZM138 264H139V262H138ZM144 264V263H143ZM148 264V263H147ZM165 264V263H164ZM180 264V263H179ZM252 264V263H251ZM256 264V263H255ZM258 264V263H257Z\"/></svg>",
    "mask_w": 264,
    "mask_h": 264
}]
</instances>
